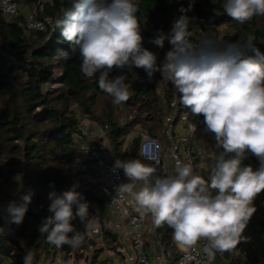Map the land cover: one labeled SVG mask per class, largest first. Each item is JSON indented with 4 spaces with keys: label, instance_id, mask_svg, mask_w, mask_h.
Listing matches in <instances>:
<instances>
[{
    "label": "trees",
    "instance_id": "16d2710c",
    "mask_svg": "<svg viewBox=\"0 0 264 264\" xmlns=\"http://www.w3.org/2000/svg\"><path fill=\"white\" fill-rule=\"evenodd\" d=\"M15 1L24 5L17 15L0 12V194L2 188H11L18 183L26 188L20 197L33 192L34 187L38 190L33 192L22 224L11 222V236L0 234V264H23V257L29 250L36 262L49 264L51 244L38 228L52 213L42 195L53 190L60 194L71 190L74 185L76 191L83 192L92 213L100 217L99 210H102L103 218L99 220L104 230V241L117 249L118 237L109 228L104 214V193L97 184L81 178L83 173L95 172V169L71 170L70 166L77 158L86 168L92 162L82 156L78 141L84 139L95 146L105 142L107 150L117 160L139 159L142 134L156 136L162 148L169 149L164 128L165 117L172 111L170 102L173 99L177 115L186 113L196 124L203 122L204 118L192 115L180 103V94L175 86L162 78L159 72L149 80L142 68L134 66L131 69L114 68L109 74L110 78L126 75V82L130 85L129 100L114 104L113 98L99 88V73L87 78L81 72L78 52L72 53L68 60L57 59L59 50L71 52V46L54 27V22L72 6V0ZM134 2L139 7L137 16L143 37L142 47L157 55L158 65L164 62L166 53L173 46L166 39L164 47L159 48L151 40L160 31L169 35L174 22L181 16L189 18L190 39L194 43L210 38L223 47L229 43L244 44L251 37L252 43L264 52V16H254L245 23H238L224 12V0ZM31 13L43 20L42 29L28 27ZM47 85L57 86L46 88ZM158 85L161 86L160 92L157 91ZM85 118L94 124L89 128V137L81 128V121ZM204 139L207 151L201 160L198 157L193 160V174L209 181L211 168L222 148L217 146L214 133L204 136ZM242 166L256 170L260 161L248 152ZM170 171L175 176L174 168ZM78 180L83 183L78 184ZM3 193L8 197L6 190ZM260 198H264V192L255 200ZM87 221L82 223L78 217L71 221L83 236L80 245L84 248L87 247L84 238ZM249 223L250 235L231 252H216L214 264L239 261L250 264L264 258L263 209L258 208ZM158 234L168 247L173 248V229L163 224ZM66 248L70 250L72 247L66 245ZM97 251L98 248L94 250L93 260L97 258Z\"/></svg>",
    "mask_w": 264,
    "mask_h": 264
},
{
    "label": "clouds",
    "instance_id": "9594fccd",
    "mask_svg": "<svg viewBox=\"0 0 264 264\" xmlns=\"http://www.w3.org/2000/svg\"><path fill=\"white\" fill-rule=\"evenodd\" d=\"M223 8L241 24L264 16V0H224ZM138 12L134 0H72V6L54 22L71 46V52L59 50L57 59L68 60L78 52L81 72L87 78L99 73V88L116 105L129 100L130 85L126 75L110 78L114 68H142L149 80L159 72L175 86L180 103L192 115L203 116L207 131L215 134L217 146L222 148L209 181L194 175L191 164L180 160L175 176L157 177L151 183L155 169L141 159L116 160L114 167L122 169L129 180L117 193L130 195L136 211L150 213L155 226L167 224L173 229V239L180 247L206 241L203 250L211 260L216 252H231L245 239L242 233L256 212L253 202L264 192V52L251 37L244 44L223 47L210 38L194 43L189 18L181 16L169 35L160 31L151 40L159 48L166 39L173 46L158 65L157 55L142 47ZM248 152L260 161L258 169L242 166ZM138 181L143 186L135 190ZM32 196L29 191L21 195L20 203H9L12 223L22 224ZM48 199L52 215L38 231L58 248L78 247L83 236L71 221L78 217L85 223L89 203L75 185L60 194L50 191ZM23 264H36L31 250L24 255Z\"/></svg>",
    "mask_w": 264,
    "mask_h": 264
},
{
    "label": "built area",
    "instance_id": "2783aa9c",
    "mask_svg": "<svg viewBox=\"0 0 264 264\" xmlns=\"http://www.w3.org/2000/svg\"><path fill=\"white\" fill-rule=\"evenodd\" d=\"M0 12L4 15H17L19 5L15 0H0ZM43 25L42 19L36 18L32 13L29 15V28L38 30L42 29ZM175 102V99L170 102L172 111L165 117L164 135L169 140L174 171L177 160L183 164H191L193 171V160L196 157L201 160L207 151L206 145L202 144L200 139L203 136H212L213 133L207 131L204 121L196 124L190 121L186 113L177 115L174 110ZM78 148L82 156L94 163L96 169L95 172L83 173L81 178L90 180L100 187L105 196L104 214L111 219L112 229L130 242V250L117 248L123 264H126L123 252L133 260L132 264H214V258L210 260L203 250L206 241H199L193 247H180L172 239L173 248L168 247L159 237V227L154 225L151 214L141 215L140 212L132 209L130 195L125 193L121 196L117 193L118 187L128 183L129 180L122 169L114 167L117 159L109 153L105 142L95 146L80 139ZM138 154L139 159L155 169L150 177L152 182L157 177L172 176L170 168L162 157V144L156 136L142 134ZM146 156L154 157V159H146ZM142 186V183L138 181L135 190H139ZM81 194L83 197V192ZM43 197L49 200L48 195ZM253 204L256 211L258 208L264 211V198L254 200ZM3 226L2 222L0 227L2 232ZM84 238L87 240L86 248L79 245L67 250L66 245L58 248L51 244L49 264H106L92 258L97 245L104 242V230L97 214L90 210L89 219L84 228ZM262 262L264 258L250 264H261ZM235 264L244 263L239 261Z\"/></svg>",
    "mask_w": 264,
    "mask_h": 264
},
{
    "label": "rangeland",
    "instance_id": "374dc122",
    "mask_svg": "<svg viewBox=\"0 0 264 264\" xmlns=\"http://www.w3.org/2000/svg\"><path fill=\"white\" fill-rule=\"evenodd\" d=\"M18 3L20 4V5L18 4L20 10H22L24 8V5H21L20 2H18ZM56 86L57 85H53V86L47 85L46 88H55ZM157 91H159V92L161 91L160 85L157 86ZM92 125H94V124L87 118H85L81 121V128H82V130H84V132H87L86 133L87 137H89L88 135H91V134H89V128ZM136 131L139 132L138 127L136 128ZM94 132H97V131L94 130ZM86 136H84V137L88 140L89 138H87ZM162 157H163L164 161L166 162V164L168 165L169 168H174L173 162L171 159V152L169 149H167L165 147L162 148ZM77 160L78 161H74L73 164L70 166L71 170H75L74 168H76L77 165H81V162H82L81 159L77 158ZM90 168L95 169L93 162H91L90 166L87 167L88 170ZM80 182H81V180H78L77 183L79 184ZM25 189L26 188L22 187L20 185V183L14 184V186L11 188H8V187L2 188L3 191H1V194H0V227L2 226V222H3L2 218L4 219V212H2L3 208L5 209L6 207H8V205L11 201H16L17 203H19L20 194L24 193ZM4 190H6V192H8V197H6V194L3 193ZM36 190H38V189L36 187H34L33 192H36ZM43 196H45V195H42V197ZM44 200L48 203V205L51 203L47 199H44ZM0 232H2V231H0ZM2 234L7 235V236H11V218H10V221L8 224V230L6 232L3 231ZM121 242H122V244H124L126 246V248H128V250H130V246H128L130 242L128 239L121 241ZM97 246H98L97 247L98 251H97V256H96L97 261H100V262L106 263V264H123L121 255L119 254L117 249L112 248L111 243H109L108 241L102 242V243H99V245H97Z\"/></svg>",
    "mask_w": 264,
    "mask_h": 264
},
{
    "label": "crops",
    "instance_id": "0c3cea01",
    "mask_svg": "<svg viewBox=\"0 0 264 264\" xmlns=\"http://www.w3.org/2000/svg\"><path fill=\"white\" fill-rule=\"evenodd\" d=\"M206 140L204 139V136L200 139V142L203 144H205L206 142H205ZM87 160V159H86ZM75 161H78V160H75ZM88 161V160H87ZM74 169H86L87 170V168L86 167H84L83 165H77L76 166V168H74ZM86 182H92V181H90V180H87ZM80 183H83L82 181L80 182ZM92 183H94V182H92ZM137 185V183L135 184V186ZM131 206H132V209H134V210H136V205H135V203H134V200H133V198L131 197ZM107 217V216H106ZM98 218H100V217H98ZM107 220H108V226H109V228L110 229H112V221H111V219L109 218V217H107ZM113 230V229H112ZM113 232L116 234V236L118 237V242H117V244H119L118 245V247H122V248H124L125 250H128L127 248H126V246L124 245V244H122V242L121 241H124V240H126L125 238H122L121 236H119V234H117L114 230H113ZM116 239H114V241H115ZM105 242V241H104ZM129 246V245H128ZM117 247V248H118ZM36 264H41V262L40 261H38V262H36Z\"/></svg>",
    "mask_w": 264,
    "mask_h": 264
},
{
    "label": "water",
    "instance_id": "95a60500",
    "mask_svg": "<svg viewBox=\"0 0 264 264\" xmlns=\"http://www.w3.org/2000/svg\"><path fill=\"white\" fill-rule=\"evenodd\" d=\"M99 215H100V218H103V214H102V210L101 209L99 210ZM242 235L245 238H247L250 235V223L249 222H248L244 232L242 233ZM5 248H6V246H5ZM6 250H7V252H10L9 249H6ZM123 255L126 257V264H132L133 263V260L129 258L128 254L123 252Z\"/></svg>",
    "mask_w": 264,
    "mask_h": 264
},
{
    "label": "bare ground",
    "instance_id": "6f19581e",
    "mask_svg": "<svg viewBox=\"0 0 264 264\" xmlns=\"http://www.w3.org/2000/svg\"><path fill=\"white\" fill-rule=\"evenodd\" d=\"M2 212H4L3 231L6 232L8 230V224H9V221H10V218H9L10 216H9V214L7 212V207L5 209L3 208Z\"/></svg>",
    "mask_w": 264,
    "mask_h": 264
}]
</instances>
